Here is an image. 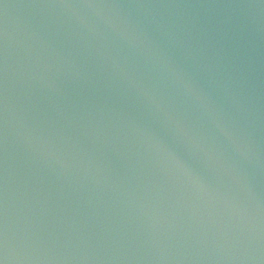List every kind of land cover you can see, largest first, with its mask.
<instances>
[{
    "label": "water",
    "instance_id": "95a60500",
    "mask_svg": "<svg viewBox=\"0 0 264 264\" xmlns=\"http://www.w3.org/2000/svg\"><path fill=\"white\" fill-rule=\"evenodd\" d=\"M0 264H264V0H0Z\"/></svg>",
    "mask_w": 264,
    "mask_h": 264
}]
</instances>
